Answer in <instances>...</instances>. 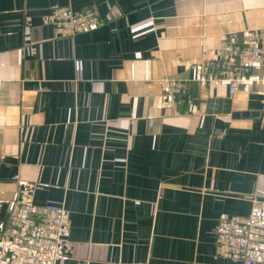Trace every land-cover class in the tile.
Here are the masks:
<instances>
[{"label":"crops","instance_id":"crops-1","mask_svg":"<svg viewBox=\"0 0 264 264\" xmlns=\"http://www.w3.org/2000/svg\"><path fill=\"white\" fill-rule=\"evenodd\" d=\"M61 8L101 22L61 35ZM204 65L264 72V0H0V226L29 186L68 212L57 264H234L215 227L264 205V87Z\"/></svg>","mask_w":264,"mask_h":264},{"label":"built area","instance_id":"built-area-1","mask_svg":"<svg viewBox=\"0 0 264 264\" xmlns=\"http://www.w3.org/2000/svg\"><path fill=\"white\" fill-rule=\"evenodd\" d=\"M50 18L57 33L67 36L90 30L101 22L94 9L71 13L61 8ZM197 78L204 86L220 83L232 91L241 85L264 87V72L235 73L226 66L216 69L204 65ZM179 84L176 78L162 79V106L178 94ZM30 193L28 186L21 190L19 199L9 203L7 221L0 226V264H57L68 256L64 240L68 227L66 208L51 202L37 203ZM215 232L219 249L232 263H264V205L248 215L221 217Z\"/></svg>","mask_w":264,"mask_h":264},{"label":"water","instance_id":"water-1","mask_svg":"<svg viewBox=\"0 0 264 264\" xmlns=\"http://www.w3.org/2000/svg\"><path fill=\"white\" fill-rule=\"evenodd\" d=\"M223 101L226 102V104L224 105L225 108L222 109L221 104L223 103ZM217 103V104H216ZM214 107L216 109H214ZM221 110L225 111V112H229L231 111V99L227 98V99H222V98H209L207 100V111L208 112H221ZM248 112H233V115H245L248 116Z\"/></svg>","mask_w":264,"mask_h":264}]
</instances>
